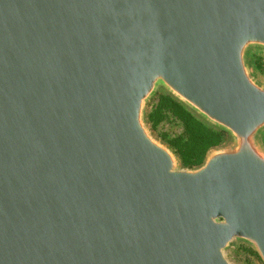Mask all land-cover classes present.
Instances as JSON below:
<instances>
[{"label": "water", "instance_id": "95a60500", "mask_svg": "<svg viewBox=\"0 0 264 264\" xmlns=\"http://www.w3.org/2000/svg\"><path fill=\"white\" fill-rule=\"evenodd\" d=\"M264 0H0V264L264 262ZM233 144L194 169L159 86Z\"/></svg>", "mask_w": 264, "mask_h": 264}, {"label": "rangeland", "instance_id": "374dc122", "mask_svg": "<svg viewBox=\"0 0 264 264\" xmlns=\"http://www.w3.org/2000/svg\"><path fill=\"white\" fill-rule=\"evenodd\" d=\"M247 63L250 69V73L255 77L257 81L264 85V48L253 46L249 49L247 53ZM161 94H169L181 102L178 98H176L167 88L164 86H159L156 93L147 101L145 108V119L148 128L150 129L153 136L164 143L169 147L177 156L179 160V164L181 167L185 169H194L198 168L204 164L209 154L217 149H221L224 147L231 146L233 144V139L228 133L229 138L216 146H212L205 155L204 160L193 167H186L183 165L182 160L180 158L179 153L169 144L170 140H175L179 137H183L186 135V129L184 121L180 118V116L170 107H165L164 109L159 107V101ZM184 104L183 102H181ZM188 109L206 121L203 117H201L198 113L189 108L186 104H184ZM156 110L162 112L159 114L162 117H158L155 113L154 118L151 120L150 115L156 112ZM211 126L221 129L217 126L210 124ZM262 143L264 145V131L261 135ZM227 257L233 264H264L262 258L256 249L248 242L240 239H235L231 242L230 246L226 250Z\"/></svg>", "mask_w": 264, "mask_h": 264}, {"label": "trees", "instance_id": "16d2710c", "mask_svg": "<svg viewBox=\"0 0 264 264\" xmlns=\"http://www.w3.org/2000/svg\"><path fill=\"white\" fill-rule=\"evenodd\" d=\"M159 107L162 109L172 108L184 121L186 135L170 140L169 144L179 153L182 163L186 167L200 164L212 146L219 145L229 138L228 131L211 126L169 94H161ZM155 113L157 118L162 117L159 115L162 112L156 110L150 115L151 120Z\"/></svg>", "mask_w": 264, "mask_h": 264}]
</instances>
